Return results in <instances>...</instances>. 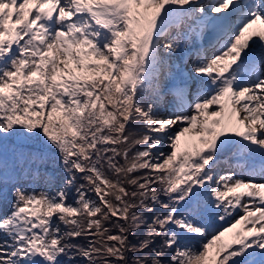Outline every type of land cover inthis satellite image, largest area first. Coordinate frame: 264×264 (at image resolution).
Segmentation results:
<instances>
[{
	"label": "snow or ice",
	"instance_id": "1",
	"mask_svg": "<svg viewBox=\"0 0 264 264\" xmlns=\"http://www.w3.org/2000/svg\"><path fill=\"white\" fill-rule=\"evenodd\" d=\"M10 186L0 264H264V0H0Z\"/></svg>",
	"mask_w": 264,
	"mask_h": 264
},
{
	"label": "rangeland",
	"instance_id": "2",
	"mask_svg": "<svg viewBox=\"0 0 264 264\" xmlns=\"http://www.w3.org/2000/svg\"><path fill=\"white\" fill-rule=\"evenodd\" d=\"M176 59H177V62L180 63L181 67H184L182 61L180 60V55L179 54L177 55ZM171 98H172L171 96L166 97V99H168V100H170ZM180 127H182V126H174L171 129L170 134H175V132H177V131L180 130ZM186 139L189 140V141H191V140L196 139V136H195L194 133H185L181 137L182 145H183V141L186 140ZM158 151H163V152L167 153V152L170 151V149L165 144V145H162L161 148L158 149ZM227 170H228L227 169V166L222 164L217 169V172H218L219 175H223ZM237 175H239V173H237ZM244 179H248V177H244ZM33 187H34V189H35L36 192L47 191L48 190L47 187H46V185L42 181L36 183L35 185H33ZM11 200H12V196H11V186H10L6 201H0V211H1L0 214L6 213L7 211L10 210Z\"/></svg>",
	"mask_w": 264,
	"mask_h": 264
},
{
	"label": "trees",
	"instance_id": "3",
	"mask_svg": "<svg viewBox=\"0 0 264 264\" xmlns=\"http://www.w3.org/2000/svg\"><path fill=\"white\" fill-rule=\"evenodd\" d=\"M140 127H141V125H138V124H132V125L129 126V129L131 130V129H133V128H140ZM72 198H73V194L70 193V194H69V202L72 201ZM155 211H156V212H159V211H161V209H159V207H157ZM153 214H155V213H153ZM61 227H63V226L61 225ZM141 232H143V229H141ZM76 242L81 243V244L84 243L83 239H80V240H78V241H76ZM157 243H159V241H157ZM197 243H198V242H197ZM60 259H61L62 261H66L67 258H66V257H61ZM165 259H167V257H165ZM72 264H84V261H83L81 258L77 257V260H76V261H73Z\"/></svg>",
	"mask_w": 264,
	"mask_h": 264
},
{
	"label": "bare ground",
	"instance_id": "4",
	"mask_svg": "<svg viewBox=\"0 0 264 264\" xmlns=\"http://www.w3.org/2000/svg\"><path fill=\"white\" fill-rule=\"evenodd\" d=\"M1 212V211H0Z\"/></svg>",
	"mask_w": 264,
	"mask_h": 264
}]
</instances>
